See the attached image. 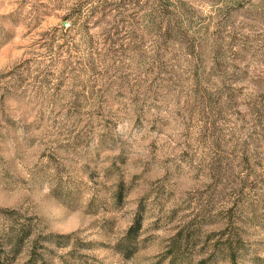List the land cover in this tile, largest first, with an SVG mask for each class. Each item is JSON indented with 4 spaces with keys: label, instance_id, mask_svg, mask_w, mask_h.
Returning a JSON list of instances; mask_svg holds the SVG:
<instances>
[{
    "label": "rangeland",
    "instance_id": "1",
    "mask_svg": "<svg viewBox=\"0 0 264 264\" xmlns=\"http://www.w3.org/2000/svg\"><path fill=\"white\" fill-rule=\"evenodd\" d=\"M19 224L66 236L38 263L168 264L186 228L180 264H264V0H0L1 259Z\"/></svg>",
    "mask_w": 264,
    "mask_h": 264
},
{
    "label": "trees",
    "instance_id": "2",
    "mask_svg": "<svg viewBox=\"0 0 264 264\" xmlns=\"http://www.w3.org/2000/svg\"><path fill=\"white\" fill-rule=\"evenodd\" d=\"M117 195L121 196L122 191L119 189L117 191ZM8 214L10 211H3ZM142 221V214L137 213L134 218L133 224L128 228L126 236H128L131 240L135 239L137 237V233L140 229ZM186 230V228H185ZM184 229H180L176 232V234L171 238V246L169 253L171 254L170 260L168 264H178L181 263L182 259L177 258L179 255L180 247L182 245V241L186 240L187 233ZM66 238L65 235H55L52 233H46V234H36L34 230L30 227L28 224H19L18 226H15L11 230H7L5 232V250L3 251L4 256L2 259L0 257V264H12V258L15 256L21 254L23 248H24V242L28 241L32 243V246L29 249V257L25 261V264H37L38 260L36 259V256H41V253H38V249L35 246L36 243L39 242V239L43 241L53 242L56 240L64 239ZM189 238V237H188ZM225 252L228 257V264H237V260L239 258L240 252L244 248V245L242 244L241 239L237 236H231L227 239L225 244ZM43 246V245H40ZM217 247V246H216ZM43 248V247H42ZM8 256H11L10 259ZM211 258V254L207 257ZM207 258H201L197 261V264H207ZM44 259H41V261L38 264H45Z\"/></svg>",
    "mask_w": 264,
    "mask_h": 264
}]
</instances>
